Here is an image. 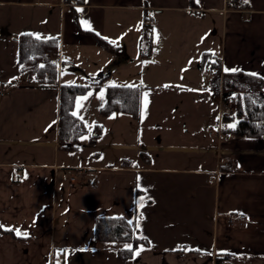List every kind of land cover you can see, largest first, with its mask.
Masks as SVG:
<instances>
[{"label":"crops","instance_id":"crops-1","mask_svg":"<svg viewBox=\"0 0 264 264\" xmlns=\"http://www.w3.org/2000/svg\"><path fill=\"white\" fill-rule=\"evenodd\" d=\"M213 25L220 43L212 51L205 44ZM22 33L58 37L56 85L20 76ZM97 36L116 52L98 46ZM204 52L218 56L222 72L255 73L264 84V0H250L245 11L226 0H0V83L10 86L0 90V264H216L225 254L229 264H264V137L220 143L209 134L220 110L190 94L202 82ZM99 80L96 91L76 98L74 112L88 131L100 125L101 134L63 149L59 86ZM109 85L145 87L138 120L99 114ZM183 90L189 94H163ZM108 127L112 143L101 141ZM84 150L90 153L82 163L70 160ZM101 151L114 156L101 161ZM223 154L233 160L230 171L220 164ZM240 214L245 219L231 225L229 217ZM119 216L148 240L131 259L117 257L126 243L94 236L98 217Z\"/></svg>","mask_w":264,"mask_h":264},{"label":"trees","instance_id":"trees-1","mask_svg":"<svg viewBox=\"0 0 264 264\" xmlns=\"http://www.w3.org/2000/svg\"><path fill=\"white\" fill-rule=\"evenodd\" d=\"M72 0H63L71 6ZM77 4L83 0H75ZM227 7L245 11L249 3L244 0H229ZM74 12L75 8L71 7ZM76 13V12H75ZM76 18V17H75ZM146 19V18H145ZM77 20V18H76ZM151 26L144 23L142 39L151 43ZM55 39H49V38ZM98 46L108 53H115L117 47L101 37H96ZM18 71L24 82L37 86L56 85L58 82L59 40L57 36L37 39L31 33H22L16 38ZM215 61V63H213ZM43 65V67H40ZM201 66L210 74L211 89L215 94L222 95L225 106H233L229 113H222L224 123L233 124L235 128H228L226 133L230 138L264 137V84L260 76L244 71L222 72L220 59L211 52H204ZM99 81L94 85L61 84L59 86L58 101V139L64 143L65 150H73L74 143L80 137L88 134L83 122L74 116L76 98L88 91H96ZM145 87L129 85H109L104 91V103L98 112L103 117L121 113L138 120L142 111V98ZM94 134L90 136L96 141L101 132V126L96 125ZM144 154V152H141ZM223 168V167H222ZM225 169V168H223ZM230 171V170H227ZM94 236L98 241L112 243H126L132 245L131 250L125 247L117 248V257L122 260L131 259L135 250L141 246H148V240L141 236L138 229L123 217H98L95 221ZM181 251V250H178ZM231 260V259H230ZM224 255L216 257V264H229Z\"/></svg>","mask_w":264,"mask_h":264},{"label":"rangeland","instance_id":"rangeland-1","mask_svg":"<svg viewBox=\"0 0 264 264\" xmlns=\"http://www.w3.org/2000/svg\"><path fill=\"white\" fill-rule=\"evenodd\" d=\"M212 28H214V34L213 35L209 34V37L211 36V39L208 38L207 41H206V43H208L209 46H207V44H205V47H209L208 49L213 51V49H217L219 47L220 39H219V34H215L216 26L213 25ZM160 37H161V34H160ZM161 41L163 42V39ZM120 56L123 57L124 53L121 52ZM118 58H121V57H118ZM201 73L203 74L202 82L199 81L198 84H193L194 85V88H193V91H192L193 93H190V94H193L194 96L196 94L195 98L197 99V101H199V100H202V101L207 100L206 103H211V106L213 108H215V110H217V112H218V110L221 109V105H220L221 100H220V97L218 95L214 94V92L210 90V86H209L210 74L208 73L206 68H202ZM112 83H123V82H120V81L119 82H113V80H112ZM135 86H138V85H135ZM163 94L168 95V96H174V95L186 96L187 94H189V91H187V90L184 91L183 90L182 93H176L174 91H171V92H167V93H163ZM197 105H198V103H197ZM222 105H223L222 106L223 109L227 108V106H225L224 103ZM229 107L233 108L232 105H229ZM89 120L94 121L93 116H90ZM94 123H96V122H94ZM93 130H94V128L92 130H90L88 132V134H86L84 137H88L89 138V135L94 134ZM101 132H102V127H101ZM101 132L99 133V135L101 134ZM113 135L114 134H112L111 128L108 127V128H106L105 134L101 138V141H105L107 143H112V142H114V136ZM117 137H118L119 140H123V139L126 140V138L129 137V136L126 137V136L120 134ZM129 138L131 139V136ZM83 140H86V139H83ZM88 153H90V152L85 151V150L84 151H80L79 153H71L69 158H70L71 161L73 160L75 163H82L83 162V161H81L82 158H84L85 155L87 156ZM92 153H93V151H92ZM98 155H99L101 161H109V160L112 159L111 157L114 156V153L110 152V151H101V152H99ZM73 172H74L73 170H69L68 171L69 175H74Z\"/></svg>","mask_w":264,"mask_h":264},{"label":"built area","instance_id":"built-area-1","mask_svg":"<svg viewBox=\"0 0 264 264\" xmlns=\"http://www.w3.org/2000/svg\"><path fill=\"white\" fill-rule=\"evenodd\" d=\"M228 1L229 0H226V4H227ZM71 5L72 6H76L77 5L75 0L71 1ZM9 89H10V86L0 83V90L2 92H7ZM219 95H220V100H221V103H220V105H221L220 117H219V119H218V121H217L215 126H212V127L208 128V132H209L210 135L216 136V138L218 139V142L225 143V142H227L229 140L230 137L226 133L227 124L222 121L221 116H222L223 112L229 113V112H231L233 110V108L232 107H227V108L223 109L222 108V106H223L222 105L223 104L222 95H221V93ZM221 153H223V152L221 151ZM223 155H225V156L220 161L221 166L224 167L225 169L231 170L233 168V160H232V158L229 155H226V154H223ZM71 181L73 182L74 179L71 178ZM243 219H245V215H243V214H240L237 217L230 216L229 217V223L231 225H233L235 223V221H241ZM224 256H225V258L227 260H230L232 258V255H230V254H225ZM235 261L237 263H239V262H241V259L240 258H236Z\"/></svg>","mask_w":264,"mask_h":264},{"label":"snow or ice","instance_id":"snow-or-ice-1","mask_svg":"<svg viewBox=\"0 0 264 264\" xmlns=\"http://www.w3.org/2000/svg\"><path fill=\"white\" fill-rule=\"evenodd\" d=\"M196 2L199 3V0H196ZM249 2H250V0H244V3H245V4H247V3H249ZM77 11H83V9H77ZM81 24H82L86 29L91 30V26L88 24V22H87L86 20H82V21H81ZM39 38H40V37H39V35L37 34V39H39ZM49 39H55V38H51V37H50ZM202 39H203V38H202ZM113 43H115V42H113ZM214 54H215V53H213V55H214ZM213 63H215V61H213ZM40 67H43V65H41ZM224 71H225V72H228V71H231V72H237V71H239V69H237V68H232V69L225 68ZM252 75L255 76L256 74H255V73H252ZM13 79H16V78L14 77ZM9 83H11V81H9ZM126 86H127V85H126ZM165 87H167V85H165ZM89 95H91V93H89ZM145 97H147V93H145ZM87 98H88V97L85 96V97H82L81 100H86ZM146 105H147V99H145V107H146ZM79 107H83V105L80 104V103H78V108H79ZM73 115L76 116L77 113L74 112ZM81 119H82V117H81ZM218 119H219V117H218ZM53 123H55V122L53 121ZM49 127H51V125H49ZM226 127H228V128H235L236 125H235V123H233V124H228ZM46 130H47V129H46ZM80 138H81V139H87V137H84V136H81ZM138 226H139V225H137V227H138ZM4 227H5L4 225H0V228H4ZM5 230H8V231H14L15 234H16L17 236H21V237H24V238H27V237L29 236V233H28L27 231H22V230H20V229H18V228H15V229H13V228H7V229H5ZM124 247L127 248V249H130V250H131L132 245H130V244H125ZM140 251H143V248H140V249L136 250L135 255H139V254H140Z\"/></svg>","mask_w":264,"mask_h":264}]
</instances>
